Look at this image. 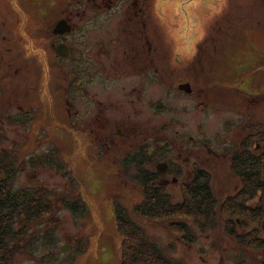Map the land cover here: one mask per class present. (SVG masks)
<instances>
[{
  "label": "rangeland",
  "instance_id": "374dc122",
  "mask_svg": "<svg viewBox=\"0 0 264 264\" xmlns=\"http://www.w3.org/2000/svg\"><path fill=\"white\" fill-rule=\"evenodd\" d=\"M21 1L23 4L24 0ZM151 2L155 17L161 23L165 54L169 60L192 59L200 44L206 42L208 47V55L202 53L208 70L199 68V74L208 80V112L203 114L199 105L195 108V97H180L174 91L166 90V138H176L178 130L186 135L185 139L191 135L201 140L204 136L199 127L202 126L213 137L212 146L219 153L235 152L237 148H234L244 144L243 140L250 137L252 132L264 131V0ZM21 8L18 0H0V12L5 9L16 12L19 19L16 33L23 37L27 29L33 26L30 24L31 19L41 15L34 14L32 9L25 8L22 11ZM29 11L32 15L28 14ZM30 43L27 42L28 45ZM75 68L74 62L69 65L68 75H74ZM70 99L74 103L71 111L75 113L79 108L78 97ZM53 104V119L50 120V116L47 119L49 132L46 129L40 132V128L0 131V155L3 151L7 155L11 154L16 165L14 188L43 189L49 202L46 209L48 212H43L45 219L30 227L31 232L37 230V233L33 241L27 239L19 257L20 264H38L39 261L40 264H120V241L108 199L122 203L128 210L140 202L143 198L140 173L142 170L152 171L155 168L154 162L142 169L130 162L124 177H110L116 167L113 171L110 168L115 165L92 162L80 145L78 133L72 129L71 123L74 120H69L67 113L60 110L55 100ZM176 107L181 108L180 114L175 111ZM175 119L177 126H172ZM47 133L59 147L48 141ZM217 137L223 142L220 146H216L214 141ZM231 141H234L233 144ZM52 145L59 148L60 154L56 156L54 167L37 165L44 155L51 152ZM261 149H254V152ZM60 157H63V167L59 164ZM31 159L36 161L35 165L30 163ZM210 166V184L221 203L228 196L235 195L241 184L234 176L231 158L221 156L218 164L214 160ZM68 170L71 174H67ZM179 182L160 179L156 184L163 185L177 202L183 199ZM72 196L82 198L86 215H74L71 210L63 207L67 199H74ZM132 216L148 241L157 245L174 262L261 264L264 261L262 251L240 246L225 233L221 225H216L206 233H198L196 241L188 244L179 236L170 234L166 223ZM246 223V227L237 224L240 234L261 228V223ZM260 236L264 238L262 229ZM63 246L66 249L63 250ZM24 251H33L36 262L29 255L24 256ZM47 252H50L48 257Z\"/></svg>",
  "mask_w": 264,
  "mask_h": 264
},
{
  "label": "flooded vegetation",
  "instance_id": "af4514ba",
  "mask_svg": "<svg viewBox=\"0 0 264 264\" xmlns=\"http://www.w3.org/2000/svg\"><path fill=\"white\" fill-rule=\"evenodd\" d=\"M18 4L41 17L31 19L33 26L22 37L16 33V12H0V131L49 132L47 119H53L55 100L74 120L72 129L92 162L115 165L110 168L116 167L112 178L124 177L130 162L141 169L154 162V177L180 181L182 187L201 174L211 179L212 161L218 164L221 156L231 158L233 152L214 149L213 137L202 126L201 140L191 135L185 139L178 130L176 138H166V90L195 97V108L199 105L206 114L208 80L199 68L208 70V65L200 54L201 44L192 59L169 60L151 0H24L23 4L18 0ZM204 48L208 55L206 44ZM73 62L74 75H68ZM74 96L79 102L75 113L70 99ZM175 111L180 114L181 108ZM214 141L216 146L223 143L219 137ZM260 147L264 149L258 144L255 149ZM15 223L18 237L11 240L7 252L0 244V264H20L27 239L33 241L37 233L30 230L35 223L19 218ZM22 254L36 262L33 251Z\"/></svg>",
  "mask_w": 264,
  "mask_h": 264
},
{
  "label": "trees",
  "instance_id": "16d2710c",
  "mask_svg": "<svg viewBox=\"0 0 264 264\" xmlns=\"http://www.w3.org/2000/svg\"><path fill=\"white\" fill-rule=\"evenodd\" d=\"M205 43L200 45V54L205 53ZM258 131L252 132L250 137L243 140L244 144L241 143L242 145L237 146L236 151L232 153V170L241 186L235 195L228 196L221 203L210 184L211 179L205 174L185 183L181 187L183 199L175 202L163 185L156 184L159 179L149 170L140 173L143 198L130 206V210L122 203L109 198L112 221L116 225L120 241V264H180L166 257L157 245L148 241L132 214L153 222L166 223L170 234L179 236L188 244L196 241L198 233H206L216 225H221L225 233L233 237L240 246L264 253V238L260 236L262 228L242 234L237 231V222L246 227V222L260 224L264 217V149L254 152L257 144L264 145V131ZM51 148V152L44 155L37 165L54 167L56 156L60 154L59 148ZM62 159L63 157L59 159L61 167ZM30 163L35 165L36 161L31 159ZM15 166L11 154L7 155L3 151L0 155V213H3L0 217V236L3 237L0 244L3 245L1 251L4 252L9 251L11 240L18 237L16 218L30 224L44 220L43 212H48L46 209L49 202L43 189L14 188ZM137 166L140 167L139 164ZM125 167L128 168L129 165ZM67 174H71V171L68 170ZM63 205L74 215H86L84 201L80 196L67 199ZM21 231H24L23 227ZM261 264H264V261Z\"/></svg>",
  "mask_w": 264,
  "mask_h": 264
},
{
  "label": "water",
  "instance_id": "95a60500",
  "mask_svg": "<svg viewBox=\"0 0 264 264\" xmlns=\"http://www.w3.org/2000/svg\"><path fill=\"white\" fill-rule=\"evenodd\" d=\"M59 26H60V25H58V27H59ZM157 170L160 171V166H157ZM261 228H262V230L264 231V217H263V219L261 220ZM64 249H66V247H64L63 250H64Z\"/></svg>",
  "mask_w": 264,
  "mask_h": 264
}]
</instances>
